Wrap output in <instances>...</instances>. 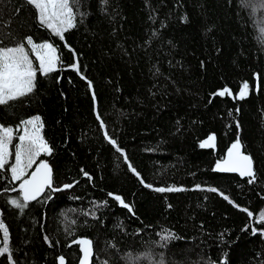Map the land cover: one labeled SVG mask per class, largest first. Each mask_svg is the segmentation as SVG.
Instances as JSON below:
<instances>
[{"label":"trees","instance_id":"16d2710c","mask_svg":"<svg viewBox=\"0 0 264 264\" xmlns=\"http://www.w3.org/2000/svg\"><path fill=\"white\" fill-rule=\"evenodd\" d=\"M74 10L76 27L61 41L27 0H0L4 45L32 36L61 56L57 71L38 72L31 94L0 105V124L15 129L39 115L53 153L37 164L49 163L54 187L73 184L20 211L8 203L17 193L3 192L18 182L0 174V219L18 264H58L59 256L80 264L77 238L93 242L91 264H264V12L243 0H78ZM77 61L79 72L69 67ZM244 82L250 93L240 100ZM225 87L233 96L214 95ZM213 134L215 147H200ZM237 137L253 159L252 184L214 171ZM168 186L185 190L154 191ZM165 230L175 238L161 240Z\"/></svg>","mask_w":264,"mask_h":264},{"label":"snow or ice","instance_id":"6c2138e0","mask_svg":"<svg viewBox=\"0 0 264 264\" xmlns=\"http://www.w3.org/2000/svg\"><path fill=\"white\" fill-rule=\"evenodd\" d=\"M27 3L34 6L37 12L38 24L50 30L61 41H65V33L76 27L77 11L74 8L78 7V0H27ZM102 4L106 5L107 0H102ZM243 6L249 8L253 13L264 12V0H243ZM84 15V14H81ZM258 31L264 38V16L258 21ZM70 48V46H68ZM74 51V50H73ZM31 55L35 56L38 61V68L34 66V61ZM61 64V56L58 53V48L51 42L34 41L32 36H26L23 41H17L13 46H7L0 40V105H7L21 97L31 94L36 87V79L38 72L47 76L58 70ZM73 70L79 72L78 61L69 65ZM82 78H84L82 76ZM91 88V82L89 81ZM250 93L249 83L244 82L236 94L235 98L243 100ZM214 95L224 97L233 96L230 88L225 87L218 90ZM93 99L95 94L93 93ZM239 112V109L236 110ZM100 119L99 115L97 116ZM101 127H104L101 120ZM239 129V122L236 123ZM44 124L39 115L20 121V124L14 129L11 126L0 124V174L5 171L10 173L9 183L18 185L15 187H5L4 193L15 192L17 196L8 200V203L14 208L23 211L31 201L38 200L39 197L46 196L48 192H59L61 190L70 189L73 184H64L62 188L53 186L52 168L45 160H37L42 155L51 156L53 147L42 134ZM105 136L109 142L116 146L118 152H122L117 146L116 140ZM18 140L17 143L13 141ZM215 135H209L205 141L200 144L202 148L215 147ZM243 145L239 137L231 144L225 158L219 160L214 171L219 173H238L241 177H247V182L252 184L256 182V172L253 167V159L250 154H245L242 151ZM127 161V157H124ZM33 165H36L33 170ZM129 169L135 174L144 187L152 188L153 186L144 182L140 177V173L136 168L129 163ZM83 171V170H82ZM84 175L88 176L87 172ZM197 189L200 185L196 186ZM185 189L177 186L157 187L156 192H178ZM207 191L217 192L215 187L207 188ZM223 199L229 203L233 201L228 195L220 193ZM108 196L113 198L118 204L127 209L130 213H134L133 206L126 202L120 194L108 193ZM107 204V201H104ZM249 215L253 213L248 209H242ZM259 222L264 224V212L259 214ZM254 234L257 233L256 228H252ZM0 257H6L9 264H18L14 257V252L10 246L9 228L3 219H0ZM260 234L264 235V230H260ZM174 234L165 230L161 234L160 239L168 241L174 239ZM45 240L51 245L49 237ZM73 243L80 246L82 258L80 264H90L93 255V242L86 238L76 239ZM58 264H67L64 256L58 257ZM226 264V261H225Z\"/></svg>","mask_w":264,"mask_h":264},{"label":"water","instance_id":"95a60500","mask_svg":"<svg viewBox=\"0 0 264 264\" xmlns=\"http://www.w3.org/2000/svg\"><path fill=\"white\" fill-rule=\"evenodd\" d=\"M206 139H207V138H206ZM206 139H205V140H206ZM205 140H204V141H205ZM230 147H231V146H230ZM230 147H229V148H230ZM206 148H207V147H206ZM211 148H214V147H211ZM229 148H228V149H229ZM227 151H228V150H227ZM227 151H226V153L224 154V156L222 157V159L226 157V155H227ZM35 167H36V166H35ZM35 167L33 168V170L35 169ZM234 174L239 175L238 173H234ZM239 176H240V175H239ZM77 239H81V238H77ZM86 239H88V238H86ZM78 246H79V245H78ZM79 249H80V246H79ZM93 255H94V250H93ZM93 255H92V258H93ZM81 258H82V253H81V251H80L79 262H80ZM92 258H91L90 264H91V262H92Z\"/></svg>","mask_w":264,"mask_h":264},{"label":"rangeland","instance_id":"374dc122","mask_svg":"<svg viewBox=\"0 0 264 264\" xmlns=\"http://www.w3.org/2000/svg\"><path fill=\"white\" fill-rule=\"evenodd\" d=\"M42 42H49V41H42ZM37 43H40V42H37ZM35 57V56H34ZM32 59H33V57H31ZM38 62V61H37ZM33 116H36V115H33ZM33 116H31V117H33ZM31 117H29V118H31ZM18 142V140H16V143Z\"/></svg>","mask_w":264,"mask_h":264},{"label":"clouds","instance_id":"9594fccd","mask_svg":"<svg viewBox=\"0 0 264 264\" xmlns=\"http://www.w3.org/2000/svg\"><path fill=\"white\" fill-rule=\"evenodd\" d=\"M158 264H163V261L159 259Z\"/></svg>","mask_w":264,"mask_h":264}]
</instances>
